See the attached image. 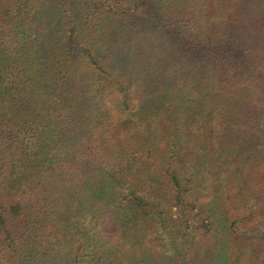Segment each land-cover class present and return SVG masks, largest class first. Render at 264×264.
Returning <instances> with one entry per match:
<instances>
[{
	"label": "trees",
	"instance_id": "trees-1",
	"mask_svg": "<svg viewBox=\"0 0 264 264\" xmlns=\"http://www.w3.org/2000/svg\"><path fill=\"white\" fill-rule=\"evenodd\" d=\"M246 263L264 0H0V264Z\"/></svg>",
	"mask_w": 264,
	"mask_h": 264
},
{
	"label": "rangeland",
	"instance_id": "rangeland-1",
	"mask_svg": "<svg viewBox=\"0 0 264 264\" xmlns=\"http://www.w3.org/2000/svg\"><path fill=\"white\" fill-rule=\"evenodd\" d=\"M174 211H175V209H174ZM202 224H201V232L203 231L202 230ZM183 228H184V226H183ZM164 240L167 238L164 234H162V236H161ZM166 242H167V240H165ZM169 242V241H168ZM162 244H164L165 245V243H162ZM167 244V243H166ZM169 246V245H168ZM167 246V247H168ZM158 250H162L161 248H158ZM175 252V251H174ZM248 256V254H245V257H247ZM248 261H250V258L248 259ZM246 264H248V263H246Z\"/></svg>",
	"mask_w": 264,
	"mask_h": 264
}]
</instances>
